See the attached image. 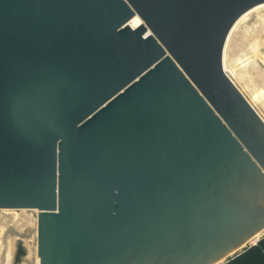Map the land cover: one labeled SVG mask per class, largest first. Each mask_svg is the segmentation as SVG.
Listing matches in <instances>:
<instances>
[{
  "label": "water",
  "instance_id": "1",
  "mask_svg": "<svg viewBox=\"0 0 264 264\" xmlns=\"http://www.w3.org/2000/svg\"><path fill=\"white\" fill-rule=\"evenodd\" d=\"M263 4L0 0V210L39 212L38 264H217L264 231V119L223 67Z\"/></svg>",
  "mask_w": 264,
  "mask_h": 264
},
{
  "label": "rangeland",
  "instance_id": "2",
  "mask_svg": "<svg viewBox=\"0 0 264 264\" xmlns=\"http://www.w3.org/2000/svg\"><path fill=\"white\" fill-rule=\"evenodd\" d=\"M248 12L225 46V66L227 74L264 119V6ZM38 213L0 210V264H11L18 239L29 248L22 264L38 263ZM258 235L224 264H264V233Z\"/></svg>",
  "mask_w": 264,
  "mask_h": 264
},
{
  "label": "bare ground",
  "instance_id": "3",
  "mask_svg": "<svg viewBox=\"0 0 264 264\" xmlns=\"http://www.w3.org/2000/svg\"><path fill=\"white\" fill-rule=\"evenodd\" d=\"M264 6V4L263 5H260V6H258V7H263ZM258 7H255V8H258ZM249 12H247V13H245L238 21H237V23L235 24V26L233 27V29H232V31H231V33H230V35H229V37H228V40H229V38H230V36H231V34H232V32H233V30L235 29V27H236V25L239 23V21H241L247 14H248ZM142 24V21H141V19L138 17V16H135L130 22H129V25L133 28V29H135V28H137V27H139L140 25ZM228 40H227V42H228ZM226 47H227V43H226ZM224 70H225V72L227 73V71H226V66H225V54H224ZM230 77V76H229ZM231 78V77H230ZM254 107V106H253ZM259 235H257L255 238H257ZM254 238V239H255ZM253 239V240H254ZM255 243V242H254ZM252 244H253V242H252ZM38 263H39V259H38ZM37 263V264H38ZM217 264H219V263H217Z\"/></svg>",
  "mask_w": 264,
  "mask_h": 264
},
{
  "label": "built area",
  "instance_id": "4",
  "mask_svg": "<svg viewBox=\"0 0 264 264\" xmlns=\"http://www.w3.org/2000/svg\"><path fill=\"white\" fill-rule=\"evenodd\" d=\"M263 233H264V231H262L260 234H263ZM224 261H221L219 264H224Z\"/></svg>",
  "mask_w": 264,
  "mask_h": 264
}]
</instances>
